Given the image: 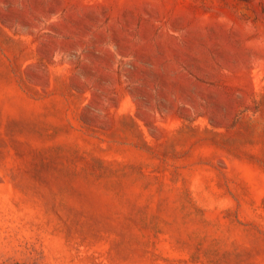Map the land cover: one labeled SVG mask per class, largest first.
<instances>
[{
  "label": "rangeland",
  "instance_id": "374dc122",
  "mask_svg": "<svg viewBox=\"0 0 264 264\" xmlns=\"http://www.w3.org/2000/svg\"><path fill=\"white\" fill-rule=\"evenodd\" d=\"M0 264H264V0H0Z\"/></svg>",
  "mask_w": 264,
  "mask_h": 264
}]
</instances>
